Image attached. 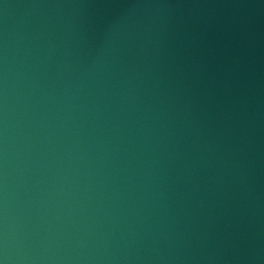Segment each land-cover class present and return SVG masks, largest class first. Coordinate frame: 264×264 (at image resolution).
<instances>
[{"label": "water", "instance_id": "obj_1", "mask_svg": "<svg viewBox=\"0 0 264 264\" xmlns=\"http://www.w3.org/2000/svg\"><path fill=\"white\" fill-rule=\"evenodd\" d=\"M0 264H264V100L163 0H0Z\"/></svg>", "mask_w": 264, "mask_h": 264}]
</instances>
